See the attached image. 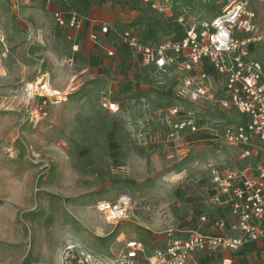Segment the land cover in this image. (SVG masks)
Listing matches in <instances>:
<instances>
[{
  "label": "rangeland",
  "instance_id": "1",
  "mask_svg": "<svg viewBox=\"0 0 264 264\" xmlns=\"http://www.w3.org/2000/svg\"><path fill=\"white\" fill-rule=\"evenodd\" d=\"M174 1L165 16L123 0L109 7L110 36L82 35L73 51L75 30L58 26L43 0H0V264H72L79 250L98 264H129L127 242L140 240L151 252L166 230H194L202 216L207 228L218 218L209 172L252 166L222 139L224 127L246 117L220 108L223 93L197 104L181 99L179 75L144 66L120 36L178 38L239 2L255 14L257 31L233 35L250 40L251 57L264 68V0ZM40 79L54 95L29 89ZM173 106L182 114L170 118ZM187 115L198 131L172 141L169 125ZM121 195L133 201V218L110 224L97 203ZM234 254L206 252L190 264H225L222 257Z\"/></svg>",
  "mask_w": 264,
  "mask_h": 264
},
{
  "label": "built area",
  "instance_id": "2",
  "mask_svg": "<svg viewBox=\"0 0 264 264\" xmlns=\"http://www.w3.org/2000/svg\"><path fill=\"white\" fill-rule=\"evenodd\" d=\"M56 0H46L51 5ZM150 10L164 14L172 12L174 0H142ZM175 4V5H174ZM176 9V8H175ZM58 26L80 30L84 20L75 12L67 14L53 11ZM182 23V19H178ZM109 27L102 25L100 32L107 34ZM253 34L257 31L255 14L241 3L232 2L209 22L188 25L178 38H164L156 45L146 44L126 31L122 43L135 52L142 64L161 73L176 72L180 79L178 96L192 104L213 99L221 109H235L246 119L239 124L224 127L222 139L225 145L238 151L240 159L251 161L254 166L241 169L215 168L210 170V203L218 215L213 225L205 229V216L200 218L202 229L172 228L163 233V246L145 252L141 241L126 244L125 259L129 264H189L196 254L220 250L240 251L248 245H258L264 264V68L260 61L251 57L250 40L234 37L233 33ZM94 38V36H92ZM74 45L73 49L77 50ZM108 56L113 52L107 51ZM213 70L222 80L211 79L207 70ZM217 101V100H215ZM105 108L115 110L116 105L105 101ZM170 118L182 114L173 106ZM197 132L192 117L187 115L169 125L168 137L178 140L184 131ZM250 158V159H249ZM133 201L126 195L113 201H100L96 209L110 224L129 222L133 218ZM72 264H98L96 258L79 250Z\"/></svg>",
  "mask_w": 264,
  "mask_h": 264
},
{
  "label": "crops",
  "instance_id": "3",
  "mask_svg": "<svg viewBox=\"0 0 264 264\" xmlns=\"http://www.w3.org/2000/svg\"><path fill=\"white\" fill-rule=\"evenodd\" d=\"M122 1L123 0H56L51 5L48 6L47 5L48 3L46 2V0H43V6L46 8L47 12L50 14L52 20H53V11H61L65 14H67V12H69V11H75L84 20V22H85L84 26L80 30L73 31V34L69 35V39L72 41V45H71L72 50L77 51L78 48H77V50H74L73 46L76 45L77 47H79V38L78 37H81L82 35L85 37H89V39L93 40V42L104 41L106 38H108L110 36L111 27H110L109 22H111L110 19L114 17V12L110 11L109 7H116L117 5H120ZM138 1H139L140 8L142 10H144V9L150 10L146 5H144L142 3V0H138ZM158 14H160V13H158ZM164 15L169 16L170 12H166V13H164ZM102 25L109 27V31L107 34H102L100 32V27ZM67 30H70V29H67ZM70 31H72V30H70ZM130 32H132V31H130ZM132 33L135 34L134 32H132ZM92 36H94V38ZM166 37L172 38V37H168V36H163L157 43H148V42L140 39L139 37L138 38L140 39V41H142L146 44L156 45ZM245 38H247V37H245ZM120 42L122 43L121 36H120ZM104 50H105L104 52L106 55H107V51H110V50L114 54V51L110 48L109 49L104 48ZM148 68H150V67H148ZM150 69H152V68H150ZM233 151L235 153H233L231 151V154L237 156L239 162H244V161L249 162L248 164L252 165V166H254L258 163V162H252V160H254V158H255L254 156L256 155L255 151L252 152L253 155L250 157L251 161H249L248 159H245V160L242 159L241 160L239 155H238V151L234 150V149H233ZM215 168H217V169L225 168L226 169V168H231V167H218V166H216ZM232 169H239V168H233L232 167ZM209 175H210V172H209ZM212 211L215 213L214 216L223 215L222 212H220L219 210H215L214 208ZM198 228L202 229V226L199 225ZM198 228H196V229H198ZM208 228H210V227H207L205 229H208ZM186 230H191V229H186ZM134 241H140V240H134ZM162 246H163V241H162V245L160 247H162ZM260 250H261V247H259L258 245L251 244V245H248L245 248L241 249L240 251L220 250L218 252L219 253L220 252H235L236 253V254L232 255L231 257H228V256L222 257V260L224 261L225 264L234 263L235 259L239 260V262H242L240 264H245V263L246 264L247 263L248 264H258L263 259V254L260 252ZM197 255H199V254H196L195 256L192 257L190 263L192 262L193 258H195Z\"/></svg>",
  "mask_w": 264,
  "mask_h": 264
},
{
  "label": "bare ground",
  "instance_id": "4",
  "mask_svg": "<svg viewBox=\"0 0 264 264\" xmlns=\"http://www.w3.org/2000/svg\"><path fill=\"white\" fill-rule=\"evenodd\" d=\"M41 79L36 82L34 85H29V89H35V87L37 88V86H41L40 88L44 90L45 93H47L49 96H52L54 95V91L52 89H50L49 86H47V84H43V83H40ZM60 98V97H59ZM62 99V98H61Z\"/></svg>",
  "mask_w": 264,
  "mask_h": 264
}]
</instances>
